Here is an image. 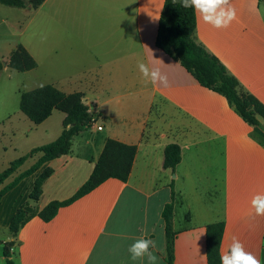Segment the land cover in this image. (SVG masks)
Masks as SVG:
<instances>
[{"label": "crops", "instance_id": "crops-1", "mask_svg": "<svg viewBox=\"0 0 264 264\" xmlns=\"http://www.w3.org/2000/svg\"><path fill=\"white\" fill-rule=\"evenodd\" d=\"M166 0H46L38 9L39 84L70 95L82 93L93 125L74 139L70 154L47 162L19 180L42 154L29 157L0 186V264H147L132 261L135 240L156 241L157 264H167L165 207L174 206V264H208L207 228L223 223L221 254L232 237L264 264V216L251 208L264 193V119L255 126L228 99L206 87L156 41ZM237 18L216 29L198 15L195 41L216 57L242 91L264 105V2L230 0ZM30 10V9H29ZM33 13V12H31ZM30 13V14H31ZM35 19H31L32 23ZM158 67L169 86L145 83L139 63ZM9 67H5L8 69ZM93 106V108L91 107ZM66 115L55 110L43 123L7 114L0 119V173L62 134ZM101 128V129H99ZM108 140L136 146L127 181L110 178L59 208L50 221L40 213L52 202L72 199L90 179ZM181 148L175 170L165 168V151ZM37 201L30 199L46 169ZM174 193V197H173ZM27 210L17 235L10 226ZM252 214H249V213ZM14 243L12 246L11 244Z\"/></svg>", "mask_w": 264, "mask_h": 264}, {"label": "trees", "instance_id": "trees-1", "mask_svg": "<svg viewBox=\"0 0 264 264\" xmlns=\"http://www.w3.org/2000/svg\"><path fill=\"white\" fill-rule=\"evenodd\" d=\"M46 0H0V4L11 8L38 9ZM264 2V0H262ZM197 27V17L192 9L181 6L180 0H166L163 14L159 22V30L156 44L158 48L180 62L198 82L206 88L212 89L224 95L228 101L235 105L241 116L248 123L258 126L260 119H264V105L254 96L242 91L238 81L231 76L226 67L213 55L198 44L194 39ZM37 66L35 59L22 45L11 54L8 67L24 73ZM5 69L0 63V75ZM20 110L34 124L45 122L55 110L66 115L63 121L64 130L61 136L54 142L32 150L29 155L14 161L9 168L0 173V186L12 176L24 162L32 156L42 154V157L19 177V180L29 177L40 170L44 164L59 157L70 154L76 136L87 131L93 123V112L85 103L82 93L67 95L52 85L43 86L24 92L21 95ZM137 154V147L123 144L115 140H108L104 152L95 166V169L87 183L77 194L66 202H52L41 213L40 217L45 221L53 219L59 208L68 205L76 199L88 194L110 178L127 181ZM181 162V148L177 144H171L165 151V168L175 170ZM53 174V170L46 168L36 179L35 186L30 194V199L37 201L42 194L44 182ZM16 184V183H14ZM13 185L5 188L0 193L2 196ZM174 197V193H173ZM174 206L165 207L163 216L166 223L167 235V264H174V243L176 233L173 231ZM27 210L22 207L16 213L10 229L13 235H17L20 225L25 221ZM224 234V224L217 223L207 228V254L208 264H220L221 244ZM12 246L14 243L11 244ZM7 264H15L9 260V247H5Z\"/></svg>", "mask_w": 264, "mask_h": 264}, {"label": "clouds", "instance_id": "clouds-1", "mask_svg": "<svg viewBox=\"0 0 264 264\" xmlns=\"http://www.w3.org/2000/svg\"><path fill=\"white\" fill-rule=\"evenodd\" d=\"M176 0H173L175 3ZM185 9H192L195 15L213 28H228L233 20L237 18L236 9L230 0H180ZM144 82L152 85L162 84L165 88L169 86L168 78L163 75L158 67L150 69L146 64H138ZM251 208L255 216H264V193H258L251 200ZM249 214H252L251 212ZM156 241L141 237L135 240L129 248L132 261H147V264H157L158 257L152 251L156 249ZM220 264H261V261L252 252L246 251L243 243L233 236L229 249L220 256Z\"/></svg>", "mask_w": 264, "mask_h": 264}, {"label": "rangeland", "instance_id": "rangeland-1", "mask_svg": "<svg viewBox=\"0 0 264 264\" xmlns=\"http://www.w3.org/2000/svg\"><path fill=\"white\" fill-rule=\"evenodd\" d=\"M31 19L35 20L30 23ZM16 42L32 46L38 58V14L34 13V9L11 8L0 4V63H9L2 56H7L8 47ZM39 82L38 72L29 75L11 68L4 69L0 75V119L14 113L25 117L20 110V96L17 92L29 90Z\"/></svg>", "mask_w": 264, "mask_h": 264}, {"label": "water", "instance_id": "water-1", "mask_svg": "<svg viewBox=\"0 0 264 264\" xmlns=\"http://www.w3.org/2000/svg\"><path fill=\"white\" fill-rule=\"evenodd\" d=\"M4 67H8V64L6 62L3 63ZM93 108V106H91Z\"/></svg>", "mask_w": 264, "mask_h": 264}, {"label": "built area", "instance_id": "built-area-1", "mask_svg": "<svg viewBox=\"0 0 264 264\" xmlns=\"http://www.w3.org/2000/svg\"><path fill=\"white\" fill-rule=\"evenodd\" d=\"M94 122V121H93ZM92 125H93V123L89 126V127H92ZM99 129H101V128H99Z\"/></svg>", "mask_w": 264, "mask_h": 264}]
</instances>
